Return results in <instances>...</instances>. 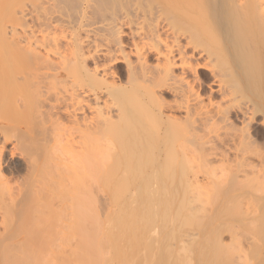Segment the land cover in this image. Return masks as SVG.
<instances>
[{"label":"bare ground","instance_id":"bare-ground-1","mask_svg":"<svg viewBox=\"0 0 264 264\" xmlns=\"http://www.w3.org/2000/svg\"><path fill=\"white\" fill-rule=\"evenodd\" d=\"M181 164L209 183L210 206L174 212L197 204V228L168 209ZM212 180L221 220L201 227ZM251 255L261 264L264 0H0V264Z\"/></svg>","mask_w":264,"mask_h":264},{"label":"rangeland","instance_id":"rangeland-1","mask_svg":"<svg viewBox=\"0 0 264 264\" xmlns=\"http://www.w3.org/2000/svg\"><path fill=\"white\" fill-rule=\"evenodd\" d=\"M209 81H210V80H207V79L204 80V79H203V80H202V83H203L204 86L207 87ZM207 82H208V83H207ZM209 84H210V83H209ZM208 87H209V88H213V87H211V84H210V86L208 85ZM240 101L244 102V100H239V102H240ZM240 103H241V102H240ZM256 126H257V131H259V130L261 129V127L258 126V125H256ZM256 126H255V128H256ZM62 132H63V131H62ZM176 134H177V133H176ZM178 135L182 137L181 134H178ZM175 137H176V136H175ZM177 139H178V138H177ZM180 142H182V141H179L178 143H177V142H176V143H177L178 145H180V147L184 146V144H181ZM177 144L175 145V147H174V145H173V147L176 148V149H179L180 147H178ZM176 146H177V147H176ZM180 150H181V149H180ZM192 164H193V163H192ZM192 164H191V165H192ZM195 164H196V163H195ZM181 165H182V164H181ZM191 165H190V164L187 165L188 168H190ZM196 165H197V164H196ZM196 165H194V166H196ZM187 166H185V165H184V167H183V165H182V166H178V167L175 168V169H176L175 171H172V172L175 173V175H174L175 178H174V182H172L173 185H172V184H170V185H172L171 187H173L174 185H176V186H175V189L169 187V188H170V190H169V188H167V187H168L167 185H169V183H171L170 180L168 181V179H172V178H173V175H172L171 178H170V177H167L168 179L165 178L166 181H164V184L168 181V182L166 183L165 187L169 190V192H171L172 189H173V193L171 192L173 197H174V195H173V194H174V190L177 189V190L175 191V193H177V191L179 192V193H177V198L174 197V200H175V198H176L178 201H176V202L174 201V202H175V205H173V204H172V201H173V200H171V204L173 205V207L171 206L172 209H171V207H170V208L168 207V209H169L170 211H172V210L174 209V210L172 211V212H173V215H174L175 210H177V209H176V208H177V205H179V204H181V203H182V204H183V203L186 204V203L189 202L188 205H191V204L194 205L195 199H197V200L199 199L197 202L200 201L201 203L199 202V204L204 205V207H206V205H209V203H208L209 201H207V204H206V201H204V200H206V199L202 200L203 197H204V198H207V200H211L210 197H209V191L206 190L207 188L204 189V185L206 184L205 182H204V183H205L204 185H203V183H199V184H202V185H203V187L200 185V188H201V189H200V188H198V187H199V186H198L199 184L196 183L197 186H198V187L196 188V186H194L195 183H194V184H189V182L186 181V180H187V179H186L187 175H189L190 172H191L190 170H193V169H194L193 167H192V169H188V168H186ZM180 167H182L183 169L186 168V169H188V171L185 172V171H183L182 169H179ZM196 167H197V166H196ZM186 169H185V170H186ZM195 169H196V168H195ZM195 169H194V170H195ZM172 170H173V169H172ZM180 170H181V171H180ZM181 172H183V173L185 172L183 178H182L183 175H182V176L179 175V173H181ZM183 173H182V174H183ZM177 174H178V176H180L181 178L178 177V176H177V178H176V175H177ZM178 179H180L181 181L178 180ZM185 179H186V180H185ZM172 180H173V179H172ZM179 181H180V182H179ZM212 181H213V186H214L215 188H214L213 186H211V188L214 189V193H211V194L214 195V196H216L215 193L218 192V190H219L218 186H219L220 183H219V184L217 183L218 180H212ZM202 182H203V181H202ZM206 182H207V181H206ZM178 183L182 185V188L180 187L181 185H179ZM185 183H186V184H185ZM170 185H169V186H170ZM188 185H189V186H188ZM206 186L208 187V186H209V183H207ZM211 188H210V190H211ZM182 189H183V190H182ZM180 190H182V191H180ZM202 191L207 192L206 194H208V197L205 196L204 193H202ZM211 191H212V190H211ZM218 193H219V197H218ZM218 193H217V196L215 197V199H212V201H214V200L217 201L218 199H219V200H218L217 202H215V203H214V202L211 203V208H210L211 210L208 209V210H209V211H208V214H207V212H204V209H205L204 207L201 209V213H202V211L204 212L203 214H201V217H204V216L207 214L206 217H204V218L202 219V220H204L203 222H201L202 220L200 221V218L198 217V218H199V223L201 222V227H204V226L206 225V223L208 222V218H210L209 221H212V218H213V221H215L217 224L220 223L221 218H220L219 216H220V212H221V211H220V205H221V200H222V193L220 192V190H219ZM203 195H204V196H203ZM212 195H211V196H212ZM175 196H176V195H175ZM178 196H179V197H178ZM173 197H172V198H173ZM194 197H195V198H194ZM159 198H161V197H159ZM217 198H218V199H217ZM233 199H234V198H233ZM179 200H180V203L178 204ZM234 201H235V199H234ZM231 202H232V204H233V200H232ZM195 203H196V202H195ZM184 204H183V205H184ZM199 204H198V205H199ZM205 204H206V205H205ZM232 204H231V205H232ZM188 205H186V207H191V206H192V205H191V206H188ZM195 205H196V208L194 207L195 210L192 209V207H191V209L196 213V214H195V213L192 212V214H194V216L197 215V212H198V211H200V210H198V211L196 212V210H197L198 208H197V204H195ZM181 206H182V205H181ZM209 206H210V205H209ZM201 207H202V206H201ZM201 207H199V209H200ZM160 208H161L160 210H162V207H160ZM182 208H183V210L181 209V211H183V212H181L180 209H179V211H180L181 213L179 212V213L175 214L174 216H177V217H178V216H180V214H181L180 219L185 221V219L188 217V216L186 217V215H188V214H189V215H192V214H190L189 208H188V209H185V206L182 207ZM231 209H233V208H231ZM231 209H230V210H231ZM164 210H165V209H164ZM187 210H188V212H185V211H187ZM192 210H191V211H192ZM206 210H207V209H205V211H206ZM217 211H218V212H217ZM177 212H178V211H177ZM184 212H185V213H188V214L185 215ZM182 213H183V214H182ZM198 213H199V212H198ZM205 213H206V214H205ZM211 213H212V214H211ZM216 214H217V215H216ZM213 215H214V217H213ZM183 216L185 217V219H182ZM197 216H199V214H198ZM209 216H210V217H209ZM184 217H183V218H184ZM215 217H216V218H215ZM218 217H219V218H218ZM178 218H179V217H178ZM189 218H190V217H189ZM189 218H188V220H190ZM191 218H192V217H191ZM194 218H195V219H194ZM194 218L191 220L194 224L191 223L190 221H188L187 219H186V222H184V223H187V222H188V223H190V224H192V225L190 226V224H188V223H187V224H188L190 227H193V228H194V226L198 223V222H197L198 219H197L196 217H194ZM196 219H197V220H196ZM214 219H215V220H214ZM182 223H183V221H182ZM184 223H183V225H184ZM195 223H196V224H195ZM202 224H203V225H202ZM185 226H186V224H185ZM189 226H187V227H189ZM199 226H200V225H199ZM199 226H195V227L197 228V227H199ZM228 236H229V237H228ZM227 237H228V238H227ZM223 239L226 240V241H230V235H229V234H228V235L225 234V235L223 236ZM224 242H225V241H224ZM225 244H226V245L228 244V245H231V246L233 245V243L231 244V241H230L229 243H228V242H227V243L225 242ZM206 245H207V244H205V246H206ZM231 246H229L230 249H232ZM233 246L235 247V245H233ZM208 248H210V247H208ZM236 248H237V247H235V249H236ZM235 249H234V250H235ZM206 250H207V249H206ZM207 251H210V250L208 249ZM232 251H233V249H232ZM236 251H237V249H236ZM238 252H239V249H238V251H237L236 253L233 251V254H239ZM197 256H198V257H197ZM233 256H236V255H233ZM251 257H252V258H249V259H246V258L244 257V258H245V261H246V260L249 261L248 264H253V263L256 264L257 262H258L257 264L260 263V261H259L260 258L254 257V256H252V255H251ZM199 258H200V254H199V255L196 254V259H199ZM244 258L240 259V261H241V260L244 261ZM234 259H235V257H234ZM251 259H252V261H251ZM262 259H264V258H262ZM262 259H261V264L264 263ZM197 261H198V260H197ZM245 261H244V262H245ZM244 262H243V263H244ZM246 263H247V262H246ZM244 264H245V263H244Z\"/></svg>","mask_w":264,"mask_h":264}]
</instances>
